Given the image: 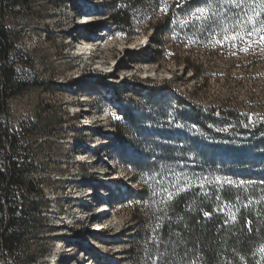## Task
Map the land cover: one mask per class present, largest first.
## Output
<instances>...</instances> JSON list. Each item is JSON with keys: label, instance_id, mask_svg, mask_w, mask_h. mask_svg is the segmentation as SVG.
I'll return each instance as SVG.
<instances>
[{"label": "trees", "instance_id": "trees-1", "mask_svg": "<svg viewBox=\"0 0 264 264\" xmlns=\"http://www.w3.org/2000/svg\"><path fill=\"white\" fill-rule=\"evenodd\" d=\"M112 3L109 19L121 32L134 26L136 11L166 9L160 21L149 23V41L158 47L153 62L165 35L190 51L206 48L207 57L205 65L171 56L191 70L193 88L171 90L175 76L159 87L135 83L138 95L144 91L148 99L141 108L130 103L125 123L114 124L116 154L142 183L133 196L142 205L131 216L137 230L129 240V264H264V114L253 115L259 106L245 102L247 91L239 95L231 86L245 83L234 70L264 62V0H242L238 6L225 0ZM29 5L30 0H0V115L5 101L28 87L17 78L12 60L24 53L15 49L7 20L19 15L15 8ZM197 8H208L206 18H195ZM223 58L226 63L216 64ZM218 67L224 76L215 72ZM212 75L226 87L212 90ZM103 83L122 102L119 90ZM17 135L0 123V249L9 256L36 230L34 216L40 218L46 207L33 200L43 194L29 180L34 166Z\"/></svg>", "mask_w": 264, "mask_h": 264}, {"label": "rangeland", "instance_id": "rangeland-1", "mask_svg": "<svg viewBox=\"0 0 264 264\" xmlns=\"http://www.w3.org/2000/svg\"><path fill=\"white\" fill-rule=\"evenodd\" d=\"M112 2L30 0L28 10L19 6L15 8L19 15L7 20L15 49L24 53L12 60L17 78L28 87L5 101L0 123L27 146L23 154L34 166L29 179L43 194L33 200L45 202L46 207L40 209V218L34 216L36 230L14 256L0 249V264L130 263L129 240L137 230L131 216L142 205L133 196L142 183L134 180L116 154L114 124L125 123L124 111L130 103L141 108L148 99L144 91L138 95L135 83L159 87L175 76L171 90L193 88L196 79L191 70L171 56L177 54L181 61L190 56L203 63L207 57L206 48L190 51L186 45L175 46L165 35L158 62H153L158 47L149 41L153 32L149 26L165 16L164 8L136 11L134 26L121 32L109 19L116 8ZM84 16L89 23L79 29ZM215 72L221 77L225 73L220 67ZM232 74L244 78L245 83L231 86L239 95L249 93L245 102L259 106L251 113L260 119L264 62ZM104 80L119 90L122 102L116 101ZM208 81L212 90L226 87L213 75ZM3 159L0 153V162ZM87 194L91 196L86 200ZM100 209L109 211L101 219L106 230L93 235L91 217Z\"/></svg>", "mask_w": 264, "mask_h": 264}, {"label": "bare ground", "instance_id": "bare-ground-1", "mask_svg": "<svg viewBox=\"0 0 264 264\" xmlns=\"http://www.w3.org/2000/svg\"><path fill=\"white\" fill-rule=\"evenodd\" d=\"M82 19H84V20H82ZM82 19H80V23L81 24H86V23H89L88 21V17H86V16H84ZM80 24V25H81ZM89 196H91V194H87L86 195V197H85V199L87 200V198L89 197ZM90 198V197H89ZM37 199V198H36ZM102 209H100L99 211V213H97L94 217H91V220H93V221H91L93 224H92V227H94L93 228V231L95 232V233H92L93 235H96V234H98V235H101L102 234V232L104 231V230H106V228L104 227V224H102L101 223V219L103 218V216H104V214L106 213V214H108L109 213V211H104V210H102ZM97 217H99V219H97ZM99 246L97 245L95 248H98ZM42 259V258H41Z\"/></svg>", "mask_w": 264, "mask_h": 264}, {"label": "snow or ice", "instance_id": "snow-or-ice-1", "mask_svg": "<svg viewBox=\"0 0 264 264\" xmlns=\"http://www.w3.org/2000/svg\"><path fill=\"white\" fill-rule=\"evenodd\" d=\"M225 2L226 3H228V2H230V3H232V4H234V5H237L238 6V3L239 2H242V0H225ZM162 11H166V9H161ZM207 12H208V8H197L196 10H195V13H194V16H195V18L196 19H204V18H206V16H207ZM198 14V15H197ZM256 15H259L258 13L256 14ZM254 21H253V17H249L248 18V23H253ZM262 23H264V22H262ZM249 35H251V33H248ZM236 37L235 36H233L232 37V39H235ZM262 39H264V38H262ZM243 50H247V49H243ZM205 215H207V213H205Z\"/></svg>", "mask_w": 264, "mask_h": 264}, {"label": "built area", "instance_id": "built-area-1", "mask_svg": "<svg viewBox=\"0 0 264 264\" xmlns=\"http://www.w3.org/2000/svg\"><path fill=\"white\" fill-rule=\"evenodd\" d=\"M31 175V174H30ZM30 177V176H29ZM30 180V179H29ZM30 200H31V196H30ZM3 252V251H2ZM4 253V252H3ZM1 264H4V262L3 263H1Z\"/></svg>", "mask_w": 264, "mask_h": 264}]
</instances>
